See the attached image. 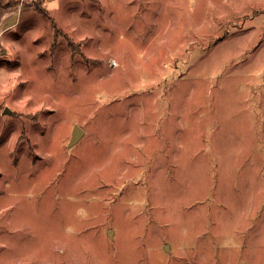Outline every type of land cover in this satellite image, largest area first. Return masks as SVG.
Returning a JSON list of instances; mask_svg holds the SVG:
<instances>
[{"label": "rangeland", "instance_id": "374dc122", "mask_svg": "<svg viewBox=\"0 0 264 264\" xmlns=\"http://www.w3.org/2000/svg\"><path fill=\"white\" fill-rule=\"evenodd\" d=\"M24 1L0 264H264V0Z\"/></svg>", "mask_w": 264, "mask_h": 264}, {"label": "crops", "instance_id": "0c3cea01", "mask_svg": "<svg viewBox=\"0 0 264 264\" xmlns=\"http://www.w3.org/2000/svg\"><path fill=\"white\" fill-rule=\"evenodd\" d=\"M2 1L4 6L1 8L0 4V39L5 38L7 32L22 22V15L28 8L24 0Z\"/></svg>", "mask_w": 264, "mask_h": 264}, {"label": "water", "instance_id": "95a60500", "mask_svg": "<svg viewBox=\"0 0 264 264\" xmlns=\"http://www.w3.org/2000/svg\"><path fill=\"white\" fill-rule=\"evenodd\" d=\"M10 109H7L6 112H9ZM84 133V129L80 126V125H76L74 130H73V134H72V139L70 141V144H74L75 142H77L80 138L81 135ZM112 230L109 232L111 235ZM166 249H168V247H166Z\"/></svg>", "mask_w": 264, "mask_h": 264}, {"label": "trees", "instance_id": "16d2710c", "mask_svg": "<svg viewBox=\"0 0 264 264\" xmlns=\"http://www.w3.org/2000/svg\"><path fill=\"white\" fill-rule=\"evenodd\" d=\"M2 3H3V1H2V0H0L1 8L4 6V4H2Z\"/></svg>", "mask_w": 264, "mask_h": 264}]
</instances>
